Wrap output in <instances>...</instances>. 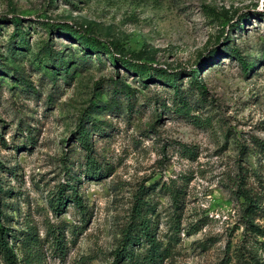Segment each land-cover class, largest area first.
Segmentation results:
<instances>
[{
	"label": "rangeland",
	"instance_id": "1",
	"mask_svg": "<svg viewBox=\"0 0 264 264\" xmlns=\"http://www.w3.org/2000/svg\"><path fill=\"white\" fill-rule=\"evenodd\" d=\"M47 45L56 63L42 61ZM258 142L264 0H0V222L11 235L34 229L40 264H113L143 189L158 264H255ZM74 185L85 210L67 202L56 212ZM64 224L61 254L47 230Z\"/></svg>",
	"mask_w": 264,
	"mask_h": 264
},
{
	"label": "trees",
	"instance_id": "2",
	"mask_svg": "<svg viewBox=\"0 0 264 264\" xmlns=\"http://www.w3.org/2000/svg\"><path fill=\"white\" fill-rule=\"evenodd\" d=\"M46 27L49 33L52 34V32L54 31V26L46 25ZM55 30H62L66 32L67 28L56 27ZM18 36L20 37L21 44L24 46L26 44L25 33L23 31H19ZM78 38L81 44L86 49H91L92 51H94V53H101L105 50L104 46L100 42H97L95 39H90V37L87 38L85 36H79ZM237 54L239 53L237 52ZM217 55L218 52L216 51L214 52L213 57L216 58ZM57 59L60 60L57 55L55 56L53 54V50H51L50 45L45 46L44 57L42 61H44L46 64L50 62L56 63L58 61ZM239 60L243 61L242 58H239ZM126 68L133 70L136 73H139V75L143 78H151L152 76L150 74L151 69L148 68L146 65H132L131 63H129L126 65ZM192 73V79H195V81L198 83L199 72L193 71ZM154 77H159L161 81H171L170 77L161 75L160 73H157V75H155ZM176 78L177 77L174 78V81L177 80ZM153 79L154 78H152L151 80ZM174 85L176 88H178V86H176L177 84ZM79 139L81 140L84 146L89 148L90 141L87 136V131H84V133L82 134V136L79 137ZM258 143L264 146L263 142ZM94 170L95 169L93 168H89V171L93 172ZM3 192L4 189L0 187V193L2 194ZM146 192L147 189H143V193L137 198V201L133 208L130 223L123 232V238L119 249L116 251V258L113 264H158L164 256L162 244L156 236V227L152 224V220L149 217V208H146L148 207V204H146V201L144 200V195L146 194ZM243 195L247 199V201H249V205L253 206L252 197L246 191L243 192ZM67 202L75 204V206H77L83 211L85 210V207L82 203V199L78 196L76 185H74L72 188V195L67 196L66 198L63 195V192L60 191L57 197L55 198V201H53L52 207L56 212L59 213L64 209L65 204ZM249 226L251 227V232H253L256 237H261L264 239V230L258 228L253 223L249 224ZM28 229L29 230H27L26 232H19L17 234L11 235L9 228H6L0 222V257L3 260L4 264H18L14 249L17 242L20 243L21 249L24 253L22 264H40V240L38 239L37 233L33 232L34 229L31 226L28 227ZM65 231V224L58 226L51 225L47 230V235L53 237L55 243L54 246L58 251H60L61 254L64 253L66 244ZM256 243L258 246L257 249L261 251L262 254L258 259L256 258L257 255L255 256V254H253L252 258L254 259L255 264H264V240L260 242L256 240ZM145 245H147L146 253L143 255L137 253V250Z\"/></svg>",
	"mask_w": 264,
	"mask_h": 264
}]
</instances>
